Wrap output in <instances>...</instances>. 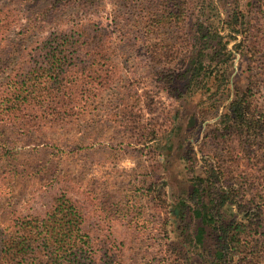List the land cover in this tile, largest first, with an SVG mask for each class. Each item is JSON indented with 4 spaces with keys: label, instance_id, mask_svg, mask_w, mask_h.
<instances>
[{
    "label": "rangeland",
    "instance_id": "374dc122",
    "mask_svg": "<svg viewBox=\"0 0 264 264\" xmlns=\"http://www.w3.org/2000/svg\"><path fill=\"white\" fill-rule=\"evenodd\" d=\"M212 1L211 13L202 0H191L180 22L156 26L162 0H98L92 5L0 0V9L13 25L0 36V86L12 70L34 59L38 42L54 28L84 25L94 47L85 46L74 58L70 84L78 88L61 89L54 99L59 104L55 116L32 113L23 118L24 127L0 117V226L45 210L58 193L66 192L83 207L98 264H168L167 252L173 247L184 250L194 222L180 218L179 226L172 225L163 234L167 212L179 214L178 207L168 203L188 189L192 177L188 169L196 164L192 153L199 152L235 93L246 88L250 68L247 56L231 39L230 97L219 108L205 104V115L193 126L190 118L201 99L182 97L183 83H172L170 77L186 73L200 51L196 40L200 21L207 25L215 21L213 26L218 27L213 16L219 13V33L230 35L222 28L235 10V0ZM239 1L250 24L248 34L238 35V41L248 36L258 44L264 75V0ZM218 49L222 53L218 61H226L228 55ZM207 53L209 61L215 50L208 48ZM223 148L216 149L235 170L254 177L262 165L258 158L230 159ZM211 244L209 240L206 245ZM199 253L175 254L173 261L179 257L181 264H205Z\"/></svg>",
    "mask_w": 264,
    "mask_h": 264
},
{
    "label": "trees",
    "instance_id": "16d2710c",
    "mask_svg": "<svg viewBox=\"0 0 264 264\" xmlns=\"http://www.w3.org/2000/svg\"><path fill=\"white\" fill-rule=\"evenodd\" d=\"M63 1L92 5L98 0ZM239 2L235 0V10L228 15L222 28L230 32L229 37L219 33L222 22L219 13L213 16L218 27L213 26L215 21L208 25L206 21H200L196 29L200 51L193 57L186 73L170 77L172 83H183L182 97L192 102L201 99L200 104L193 103L199 110L190 118L192 125L197 126L205 115V104L219 108L230 97L232 66L229 60L234 58L228 49L231 39L237 41L234 48L245 54L250 62L246 88L235 93L218 124L206 133L199 152L192 153L196 164L192 170L188 169L192 174L188 189H184L177 200L168 203L177 206L179 214L172 210L167 212L163 234L168 233L172 225L179 226L180 218L190 217L194 222L184 250L180 253L173 247L172 252H167L168 264H181L179 257L173 261L175 254L188 255L194 251L200 252L198 255L205 264H263L264 261V75L259 70L263 54L260 55L258 44L249 41L248 36L238 41V35L248 34L250 24L248 15L239 9ZM161 3L163 13L155 21L156 26L180 22L192 2L162 0ZM213 4L212 0H202V6L210 13L215 10ZM32 11L37 12L33 8ZM7 17L8 13L0 9V36L13 27ZM91 38L92 33L84 25L50 30L38 42L35 51L39 53L34 59L19 70H12L0 86L2 120L15 119L21 124L25 122L23 118L32 113L55 116L59 104L54 99L58 98L61 89L68 87V91H73L78 88L70 84L75 66L73 60L85 46L94 49L87 41ZM219 47L228 55L221 63L218 61L222 54ZM208 48L215 50L209 61L206 60L210 56L206 54ZM63 109L66 107L62 106ZM207 143L213 149H207ZM174 144L175 137L172 136L170 147L174 148ZM220 145L224 146L223 152L230 159L231 156L260 159L262 165L255 170V176L235 170L226 156L219 155L216 148ZM163 198L167 204L168 192ZM86 225L82 205L66 192L58 193L45 210L18 217L8 227L0 226V264H98L95 239ZM209 240L212 244L207 246ZM167 245L170 247L168 241Z\"/></svg>",
    "mask_w": 264,
    "mask_h": 264
}]
</instances>
